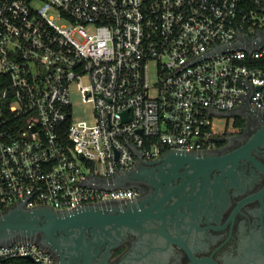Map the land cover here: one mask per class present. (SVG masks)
Returning a JSON list of instances; mask_svg holds the SVG:
<instances>
[{
    "label": "built area",
    "instance_id": "built-area-1",
    "mask_svg": "<svg viewBox=\"0 0 264 264\" xmlns=\"http://www.w3.org/2000/svg\"><path fill=\"white\" fill-rule=\"evenodd\" d=\"M236 108L264 111V0H0V212L130 200L100 183L137 151L210 149ZM19 257L54 264L0 244V264Z\"/></svg>",
    "mask_w": 264,
    "mask_h": 264
},
{
    "label": "flooded vegetation",
    "instance_id": "flooded-vegetation-1",
    "mask_svg": "<svg viewBox=\"0 0 264 264\" xmlns=\"http://www.w3.org/2000/svg\"><path fill=\"white\" fill-rule=\"evenodd\" d=\"M218 117L224 121L213 146L199 152L216 160L209 174L191 178L193 170L181 167L177 176H127L135 197L101 209L145 210L146 219L112 229L116 240L89 231L80 250H69L73 239L63 242L75 255L64 264H83L84 255L91 264H264V111L236 108Z\"/></svg>",
    "mask_w": 264,
    "mask_h": 264
},
{
    "label": "water",
    "instance_id": "water-1",
    "mask_svg": "<svg viewBox=\"0 0 264 264\" xmlns=\"http://www.w3.org/2000/svg\"><path fill=\"white\" fill-rule=\"evenodd\" d=\"M137 152L139 158L132 168L115 175L108 181L101 182L100 185L108 189L125 187L124 180L127 176H177L181 174L179 171L181 167L185 169L182 173H191L190 169H192L194 173L192 178L199 176L200 173L209 174L216 163L214 158L205 159L200 156L201 151L168 150L159 158L150 161L143 159L142 152ZM151 164L153 168H147ZM106 203L87 204L64 211L48 206L29 208L23 203L17 204L0 212V244H9L17 240H35L59 257V264H64L65 257L73 254L64 249L63 242L73 239L75 248L71 246L69 250H80L83 239L89 231L97 236L105 234V237L111 236L116 240L117 235L112 229L118 230L123 227L131 229L139 226L147 217L148 212L145 210L134 212L120 209L118 213L105 212L101 206ZM39 236H42L41 239ZM83 257V264L92 263V257L86 255ZM28 259L33 261L31 257Z\"/></svg>",
    "mask_w": 264,
    "mask_h": 264
},
{
    "label": "rangeland",
    "instance_id": "rangeland-1",
    "mask_svg": "<svg viewBox=\"0 0 264 264\" xmlns=\"http://www.w3.org/2000/svg\"><path fill=\"white\" fill-rule=\"evenodd\" d=\"M75 111L74 116L76 120L90 119L92 114V109L89 104L83 103L80 95H75ZM224 121V119H223ZM220 117L214 119L215 128L219 127L221 122H223ZM231 125V124H230Z\"/></svg>",
    "mask_w": 264,
    "mask_h": 264
},
{
    "label": "trees",
    "instance_id": "trees-1",
    "mask_svg": "<svg viewBox=\"0 0 264 264\" xmlns=\"http://www.w3.org/2000/svg\"><path fill=\"white\" fill-rule=\"evenodd\" d=\"M34 264L32 261L26 259V258H15V259H8L4 262V264Z\"/></svg>",
    "mask_w": 264,
    "mask_h": 264
}]
</instances>
